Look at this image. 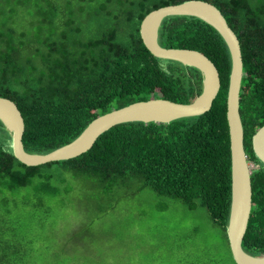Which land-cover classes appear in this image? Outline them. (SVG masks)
I'll list each match as a JSON object with an SVG mask.
<instances>
[{
	"label": "trees",
	"instance_id": "obj_1",
	"mask_svg": "<svg viewBox=\"0 0 264 264\" xmlns=\"http://www.w3.org/2000/svg\"><path fill=\"white\" fill-rule=\"evenodd\" d=\"M61 1L66 9L62 19L56 14L58 6L37 0L29 9V17L36 20L28 31L15 28L10 14L0 23V98L11 101L20 113L24 152L46 154L69 143L97 116L133 102L164 99L187 104L200 93L202 78L196 69L152 57L138 34L146 14L188 0ZM200 1L220 12L239 46L238 115L242 148L252 165L250 210L240 246L247 255L261 258L264 167L253 155L250 139L264 125V0ZM93 18L97 29L84 23ZM157 43L199 52L213 64L219 89L207 112L167 124H119L77 157L32 167L13 158L9 133L0 123V190L32 189L40 199L53 198L65 181L63 173L95 182L104 191L136 180L158 196L179 200L188 210L203 208L227 245L228 51L211 27L187 16L163 18ZM17 246L0 242V264H28L24 246ZM229 258L228 264H234L230 253ZM185 263L221 260L205 256Z\"/></svg>",
	"mask_w": 264,
	"mask_h": 264
},
{
	"label": "rangeland",
	"instance_id": "obj_2",
	"mask_svg": "<svg viewBox=\"0 0 264 264\" xmlns=\"http://www.w3.org/2000/svg\"><path fill=\"white\" fill-rule=\"evenodd\" d=\"M36 1L0 0V23L10 14L15 28L28 31ZM46 1L58 6L62 19L63 2ZM84 23L99 26L94 18ZM63 177L53 198L40 199L32 189L0 190V242L23 245L28 264H187L205 256L228 264L225 238L203 208L188 210L136 180L104 191L95 182Z\"/></svg>",
	"mask_w": 264,
	"mask_h": 264
},
{
	"label": "water",
	"instance_id": "obj_3",
	"mask_svg": "<svg viewBox=\"0 0 264 264\" xmlns=\"http://www.w3.org/2000/svg\"><path fill=\"white\" fill-rule=\"evenodd\" d=\"M170 16H187L202 21L219 35L228 51L230 70L225 99V119L229 141L230 198L225 235L234 264H264V257H251L243 252L240 246L250 210L249 175L252 165L246 162L242 148V129L238 115V92L242 70L239 46L220 12L207 2L188 0L157 8L142 18L138 29L139 38L152 57L177 62L200 73L201 90L190 103L179 104L164 99L133 102L97 116L69 143L46 154H29L24 152L21 144L23 122L19 111L11 101L0 98V110L6 111L11 120L10 128L0 120L9 133L11 154L15 160L27 167L65 161L86 152L100 134L113 126L133 122L167 124L207 112L219 89L217 71L199 52L159 46L157 28L163 18ZM250 145L253 155L264 167V125L251 136Z\"/></svg>",
	"mask_w": 264,
	"mask_h": 264
},
{
	"label": "bare ground",
	"instance_id": "obj_4",
	"mask_svg": "<svg viewBox=\"0 0 264 264\" xmlns=\"http://www.w3.org/2000/svg\"><path fill=\"white\" fill-rule=\"evenodd\" d=\"M154 26H152L153 29ZM0 120L7 126V127H11V120H10V116L8 115V113L4 110H0Z\"/></svg>",
	"mask_w": 264,
	"mask_h": 264
}]
</instances>
